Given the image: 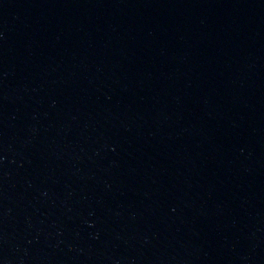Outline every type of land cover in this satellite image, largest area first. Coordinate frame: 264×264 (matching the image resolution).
I'll use <instances>...</instances> for the list:
<instances>
[{"label": "water", "instance_id": "obj_1", "mask_svg": "<svg viewBox=\"0 0 264 264\" xmlns=\"http://www.w3.org/2000/svg\"><path fill=\"white\" fill-rule=\"evenodd\" d=\"M0 264H264V0H0Z\"/></svg>", "mask_w": 264, "mask_h": 264}]
</instances>
